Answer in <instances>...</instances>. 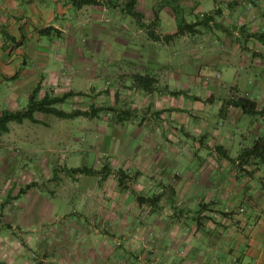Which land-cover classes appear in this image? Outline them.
<instances>
[{
	"label": "rangeland",
	"instance_id": "374dc122",
	"mask_svg": "<svg viewBox=\"0 0 264 264\" xmlns=\"http://www.w3.org/2000/svg\"><path fill=\"white\" fill-rule=\"evenodd\" d=\"M215 1V10H220L221 14L214 15V21L209 26H199L197 33L178 36L177 24L176 30L158 25L162 9H171L169 5L164 6V0H157L154 7L151 6L152 1H144L146 9H142L141 20L127 13L126 29L120 28L118 22L114 24L120 31L123 30L122 37L105 40L107 37L101 29L100 33H94L95 50L90 47L95 51L90 62L94 67L89 69L92 75L97 73V77L102 74L98 79L100 82L92 77L81 82L83 79L71 78L70 73L65 72L68 87L82 88L86 95H73L57 107L66 112L91 111L93 106L101 108L96 116L61 119L37 113V124L30 121L9 124L10 132L0 139L1 260L12 264H74L82 256L84 261H88L94 251L91 250V241L95 238L77 232L73 223L87 222L92 225L97 222L98 215L108 213L112 219L120 217L121 221L112 220L120 227L126 221L123 215H129L131 227L137 222L138 228L142 226L144 232L138 235L133 229L128 236H121L120 229L111 227L109 232L113 235L103 238L109 240V250L106 248L102 254L111 264H138L137 257L151 255V240L145 236L147 231L150 235L153 230L167 229L173 216L186 225L199 227L203 221L213 223L210 217L203 215L205 212L213 218L223 215L222 212H227L228 216L244 212H239L242 205L225 211L208 207L203 211L200 206L197 208L185 200L182 203L175 201L172 196V188L183 180V176L190 181L216 178L215 170L221 167L222 157L216 158L212 153L201 155V149L208 148L206 139L209 134L206 130L227 110L228 100L240 97L236 87H225L222 81L231 82L234 76L239 75L244 77V72L252 68L257 54L254 52L256 41L248 39L251 33L246 25H241L247 20V10L231 14L229 9L223 13L219 5L226 0ZM240 1L248 2L229 0V4L236 7L241 4ZM176 2L183 9L188 22L200 20L202 14L213 15L215 11L200 13L198 0ZM161 5L163 8H160ZM231 19L235 25L228 24ZM132 21L137 22L138 31L134 25H130ZM111 25L106 23L104 27L111 29ZM149 32L157 34L159 39L152 40ZM169 35L173 37L166 40ZM97 38H101V41ZM119 44L121 47L118 48ZM82 47L83 52L89 54ZM129 48L142 51L146 58L142 67L158 70L157 74L150 73L156 78L155 89L151 92L136 88L134 84L127 85L131 78L123 72L142 73L138 60L128 57L133 52L126 54ZM163 48H167V51L163 52ZM151 50L160 53L157 65L154 59L148 60L150 53L154 56ZM250 51L255 56L254 53L248 54ZM85 63L88 62L80 61L78 66ZM29 67H32L31 63ZM38 85L41 86L39 83L34 89ZM62 89L65 91V88ZM7 91L5 86L0 85V114L13 106L8 100ZM173 92L183 93L174 95ZM46 93L54 92L49 87L42 90L41 86L40 98ZM242 95L247 96L246 93ZM28 101L18 103L19 108L16 109H24ZM221 101L225 107L217 114L216 104ZM152 103L161 108L169 107L168 113L153 112ZM145 104L150 106L147 110L138 109ZM109 108H115V111ZM202 109H205L206 115L200 117ZM172 111L175 119H171ZM124 112L130 114L128 121H125L127 117ZM189 115L192 119L188 123ZM227 125L230 132L236 131L229 123ZM150 127H157L155 131L159 136L174 140V148L167 151L165 156L152 157L150 155L153 153L145 150L146 141L141 137L152 134ZM212 144L215 148V143ZM105 165L109 171L106 178L101 179L99 172ZM259 165L260 161L255 159L247 164L251 170ZM83 166L93 168L96 173L85 175L70 172ZM118 169H123L129 176L125 180L130 187L128 191L119 189ZM32 183L37 186L19 195L21 189ZM99 185L101 188L105 186L102 189L104 192L96 195ZM193 191L199 192L196 189ZM134 194L145 198L160 194L161 199L158 205L146 202L138 206ZM105 197L109 199L104 200ZM103 204L106 208L101 207ZM80 216H85V220L89 219L90 222L82 217L83 220L80 219ZM29 221L33 224H27ZM101 240L97 238L98 242ZM140 247L144 249L137 253ZM143 251L147 254H143ZM95 264H99L98 259Z\"/></svg>",
	"mask_w": 264,
	"mask_h": 264
},
{
	"label": "crops",
	"instance_id": "0c3cea01",
	"mask_svg": "<svg viewBox=\"0 0 264 264\" xmlns=\"http://www.w3.org/2000/svg\"><path fill=\"white\" fill-rule=\"evenodd\" d=\"M126 1L98 0L95 5L76 7L71 0H0V85L5 86L8 90L7 97L11 106L13 105L11 110H21L16 109L18 103L27 101L30 93L39 83L42 90L49 87L55 96H62L68 92H74L81 96L86 95L82 88L70 89L67 84L68 80L64 78V73H70L71 78L83 79L81 82L91 77L95 81L100 79L102 74L97 77V73L92 75L89 69L94 67L90 62L95 56L96 46L92 37L94 33H100V29L107 37L105 40L124 36L123 30L120 31L114 24L118 22L120 28L126 29L127 18L129 17L124 8ZM144 1H152V7L157 3V0H138L135 7L137 12L141 13L143 8L146 9L143 5ZM216 5L217 1L215 0H198L197 6L200 13H203L215 10ZM219 7L223 13L230 9L231 14L247 10L249 13L247 20L241 25H246L249 33L264 32V0H248V2L239 3L236 7L230 5L229 0H226ZM159 15L158 25L163 24L166 28L171 27L172 30H176L177 21L171 9L165 7ZM106 23L112 24L111 29L104 27ZM136 23L132 21L130 25H134L137 30ZM229 23L232 25L234 22L231 19ZM222 25L228 27L227 24ZM46 29H55L56 31L43 35L41 32ZM11 37L15 41H12ZM248 37L249 40L256 41L254 50L257 52L256 56L253 51L248 52V54L254 53L255 56L252 68L244 72V77L233 75L231 82H222L225 87H236L240 97L246 93L247 97L257 103L258 109L264 111V44L254 37ZM97 39L101 41V38ZM82 46L89 53L88 56L83 52ZM90 47H94V50ZM117 47L119 48L121 45L119 44ZM129 51L133 52V55L128 57L138 60L137 64L141 66L146 59L143 57L142 51L138 48H129L126 54H129ZM164 51L166 52L167 48H163ZM152 53L154 56L150 53L148 60L154 59L153 61H156L157 65L160 53L158 51H152ZM80 61H87L88 63L78 66ZM29 63L32 64V67H29ZM140 70L142 73L137 71L123 72L128 78H131L127 85L134 84L132 79L134 75L145 74V72L157 74L158 71L145 66ZM46 73L47 75H45ZM98 81L100 82V80ZM76 83L79 81L74 84ZM62 88H65V91ZM145 105L138 107V109L147 110L150 107L149 104ZM157 105L156 103L151 104L153 112L159 114L160 111H165L164 114L168 113L169 107L161 108ZM228 106L227 110L222 112L217 120H214L212 127L209 126L210 123L208 124L209 127L206 128L209 134L208 139H206L208 148L201 149V155L212 153V156L216 158L217 156L222 157L221 167H217L218 169L215 170L216 178L206 181L203 179L190 181L184 179L183 176V180L172 188V196L175 201L181 203L185 200L197 208L201 204H205L208 205V209L214 208L219 211L242 205L244 212L231 216L219 214L215 218L212 215L208 216L205 212L203 215L206 218L210 217L214 224L201 220L200 222L204 223L199 224V227L195 224L186 225V223L179 222L180 220L176 216H173L170 224L167 225V229L153 230L150 235L147 231L145 236L151 240L149 246L151 255L137 257L138 264H264V163L255 170H251L249 166L245 165L244 170L240 171L238 163L226 159L217 150V147H223L230 158L236 159L243 149L252 147L260 138L264 139V115L247 116L240 108ZM224 107L225 104L222 101L216 104L217 114ZM204 110H201L203 113L199 114L200 117L202 114L206 115ZM173 113L172 111L171 119H175ZM193 115L198 116V114ZM129 118H125V121H128ZM190 119L192 118L189 115L188 123L191 121ZM173 122L175 121L173 120ZM217 123H219L218 127ZM228 123L235 128L237 133L236 131L230 132ZM214 127L217 128L216 131L213 130ZM156 129L158 128L156 127ZM156 129L150 127L149 130L152 134L142 135L141 139L146 141L145 150L153 153L150 156H165L167 151L174 148V140L171 138L167 140L166 137L159 136L155 131ZM212 142L215 143V148H213ZM99 176L102 179V175L99 174ZM152 185V187L155 186L154 183ZM104 187L101 188L99 185L95 194L104 192ZM119 189L121 191L129 190H123L120 187ZM193 189L199 190V192L195 193ZM134 196L137 201L136 196L139 195L134 194ZM107 199L109 198H104V200ZM137 203L139 206L140 203L138 201ZM101 207L104 208V204ZM203 215L201 214V216ZM123 216L126 221L122 227L116 225L117 222L112 223V220L121 221L120 217L112 219L108 213L103 216L98 215L97 222L92 223V225L87 222L85 224L74 222L73 227L76 228L77 232L83 236L92 235L95 238L91 241V250L96 251L91 253V259L88 261H84L81 256L74 264H95L96 259H98L99 264H111L112 262L102 254L106 248L109 250L110 242L103 238L113 235L112 232H109L111 227L114 228L115 226L120 229L121 236H128L133 229L138 235L140 232L143 234L144 228L142 226L139 229L138 223L135 222L132 228L129 215L124 214ZM81 217L84 218L85 216H80V219H82ZM140 219L142 220V218ZM86 220L90 222L89 219ZM30 222L27 224H33ZM97 238H102V240L98 242ZM142 249L144 248L137 249V253ZM109 257L108 254L107 258L109 259ZM2 263L12 264L0 259V264Z\"/></svg>",
	"mask_w": 264,
	"mask_h": 264
},
{
	"label": "trees",
	"instance_id": "16d2710c",
	"mask_svg": "<svg viewBox=\"0 0 264 264\" xmlns=\"http://www.w3.org/2000/svg\"><path fill=\"white\" fill-rule=\"evenodd\" d=\"M72 3L76 7H83L85 5H95L98 3V0H71ZM166 4L164 6L169 5L176 17L177 21V33L176 35H184L185 33H197V29L199 26L203 25L204 27L209 26L211 22L214 21V15L219 16L221 14L220 10H215L213 15L206 13L202 14V18L198 21L188 22L185 18V14L183 9L177 4V0H164ZM138 0H127L124 7H126V11L129 15L133 16L134 18H138L139 20L143 19V15L135 10L136 4ZM160 8H163L161 5ZM158 12V11H157ZM199 17V16H197ZM143 25V24H142ZM55 32V29H46L43 30L41 33L43 35L50 34L51 32ZM149 37L152 40H158L159 37L157 34L153 32H149ZM173 36H166V40H170ZM251 37H254L257 41L264 44V32L262 33H251ZM12 41H15L14 38H10ZM134 86L139 88L145 92H151L155 89L156 78L150 74H137L133 76ZM41 91V86L38 85L34 91L29 95L28 98V105L26 108L21 110H4L0 114V139L4 134L10 132L9 124L11 122H15L18 124H23L25 121H30L32 123H39V120L36 118L37 113H43L47 115H52L57 118L61 119H71L78 116H96L101 108L92 107L91 111H82V110H73L72 112H66L62 109H59L57 106L59 104H63L66 102L70 97L75 94L74 92H68L63 94L62 96H55L54 94L46 93L43 98H40L39 94ZM183 92H173L174 95H180ZM80 95V94H79ZM228 105H231L236 108H240L243 113L247 116H257V115H264V111L258 109V105L255 101L251 100L247 96H241L238 98H232L227 101ZM111 111H115V108H109ZM126 117H129V112H124ZM217 150L221 152V154L228 160L238 163V167L240 171H243V167L250 163L251 160H259L260 164L264 163V139H258L254 145L250 148L243 149L239 156L236 159H232L228 156L227 151L223 147H217ZM108 166L105 165L99 174L102 175V179L106 178L108 170ZM71 173H81L85 175H94L96 172L93 168H89L86 166L71 169ZM117 180L118 185L123 190H128L130 187L125 183L128 174L123 169L117 170ZM249 173V172H246ZM251 174V173H250ZM37 186V184L32 183L27 185L25 188L19 191V195L25 194L27 191L32 189L33 187ZM137 201L140 204L143 203H150L151 205H158L161 195L156 194L150 198H145L143 196H136ZM201 209L204 211L207 209L208 205L201 204ZM223 215L228 216L227 212H222ZM3 264V263H2Z\"/></svg>",
	"mask_w": 264,
	"mask_h": 264
},
{
	"label": "built area",
	"instance_id": "2783aa9c",
	"mask_svg": "<svg viewBox=\"0 0 264 264\" xmlns=\"http://www.w3.org/2000/svg\"><path fill=\"white\" fill-rule=\"evenodd\" d=\"M243 211H244V209H243V208H240V209H239V212H243Z\"/></svg>",
	"mask_w": 264,
	"mask_h": 264
}]
</instances>
